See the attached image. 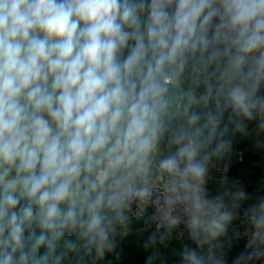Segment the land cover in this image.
<instances>
[{"label": "clouds", "instance_id": "9594fccd", "mask_svg": "<svg viewBox=\"0 0 264 264\" xmlns=\"http://www.w3.org/2000/svg\"><path fill=\"white\" fill-rule=\"evenodd\" d=\"M252 123L264 0H0V264L103 260L149 209L146 264L181 225V264H225L251 197L206 184ZM243 221L233 264H264V197Z\"/></svg>", "mask_w": 264, "mask_h": 264}, {"label": "crops", "instance_id": "0c3cea01", "mask_svg": "<svg viewBox=\"0 0 264 264\" xmlns=\"http://www.w3.org/2000/svg\"><path fill=\"white\" fill-rule=\"evenodd\" d=\"M248 128V136L237 134L233 138V150L230 156L214 162L206 184L209 193L214 196L222 190L220 181L226 175L230 181L229 187L239 186L251 197L242 204L238 218L230 226L227 235L221 238L225 264H233L234 258L245 250L246 242L235 235L236 232L240 233L243 226L244 209L253 203L256 197H264V148L256 147L255 124H249ZM225 164L228 165L226 172ZM155 231L148 220L131 219L129 234L124 238L117 236L114 253L107 254L103 260L95 262L91 258H86V264H146L152 250L146 251L144 243ZM184 245L195 247L191 240L183 243L172 236L164 244L158 242L156 250L159 256L155 264H181L179 253ZM69 264H74L71 257Z\"/></svg>", "mask_w": 264, "mask_h": 264}, {"label": "built area", "instance_id": "2783aa9c", "mask_svg": "<svg viewBox=\"0 0 264 264\" xmlns=\"http://www.w3.org/2000/svg\"><path fill=\"white\" fill-rule=\"evenodd\" d=\"M151 212H152V209H149L147 215L142 220H148L149 221V217L151 215ZM131 219L136 220L134 217H132ZM150 225H151V228L152 229L156 230L154 223H151L150 222ZM245 227H246V225H245V223L243 221V226H242V228L240 230V233H241L240 238H241L242 241L247 242L246 237H244L242 235L243 232H244V230H245ZM172 237L175 240L180 241V242H183V243L190 242V239L188 238L187 231L184 229V226L183 225H181L175 232L172 233Z\"/></svg>", "mask_w": 264, "mask_h": 264}]
</instances>
